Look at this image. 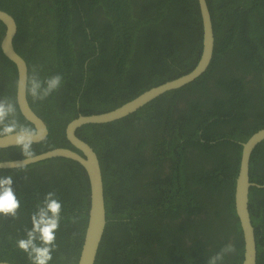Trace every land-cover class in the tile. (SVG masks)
Here are the masks:
<instances>
[{"label":"trees","instance_id":"obj_1","mask_svg":"<svg viewBox=\"0 0 264 264\" xmlns=\"http://www.w3.org/2000/svg\"><path fill=\"white\" fill-rule=\"evenodd\" d=\"M215 49L193 83L158 97L121 120L85 125L77 136L97 153L107 225L95 264H207L227 243L243 264L235 207L242 144L264 129V0H207ZM17 24L16 51L42 80L63 77L58 92L31 108L43 119L41 154L74 149L69 122L112 111L142 93L191 72L202 51L197 0H0ZM5 27L0 22V41ZM17 73L0 49V98H16ZM22 122H27L19 112ZM24 159L16 147L0 162ZM250 181L264 186V141L254 150ZM11 176L19 218L0 216V262L30 264L16 240L31 214L55 191L62 202L52 264H77L90 208L84 169L62 158ZM249 212L257 264H264V188L252 187Z\"/></svg>","mask_w":264,"mask_h":264},{"label":"water","instance_id":"obj_2","mask_svg":"<svg viewBox=\"0 0 264 264\" xmlns=\"http://www.w3.org/2000/svg\"><path fill=\"white\" fill-rule=\"evenodd\" d=\"M202 26V51L200 59L195 68L172 81H168L157 87H154L122 106L105 113L93 115H80L68 123L65 129V135L68 142L74 149L55 148L40 154V159L30 162L26 167L38 164L47 160L62 158L71 160L79 164L85 171L90 186V208L88 213V223L82 250L77 264H95L99 248L105 233L107 225L106 204L104 197V183L100 161L95 150L84 140L77 136V131L85 125H101L112 123L134 114L158 97L170 91L179 90L197 79H199L210 67L215 49V34L213 28L212 16L207 0H197ZM0 22L5 27V33L0 41V49L3 55L16 68L17 79L19 76L26 80L28 77V66L25 59L20 56L14 46V39L17 35V25L14 18L5 11L0 10ZM19 112L27 121L44 130L49 135L48 127L43 119L31 108L28 97L25 92L19 96ZM264 141V129L253 134L245 143L242 144V153L239 167V174L236 179L235 188V207L238 219L241 224L244 240V260L248 264H257V243L255 228L252 225L249 212V193L252 187L264 188L262 185L254 184L250 181V161L256 147ZM41 142H37L38 144ZM15 147L8 145L3 147L0 144V150ZM23 159L0 162V170L23 169L19 166ZM13 162L14 166H9ZM24 167V168H26ZM0 264H12L9 262H0Z\"/></svg>","mask_w":264,"mask_h":264},{"label":"clouds","instance_id":"obj_3","mask_svg":"<svg viewBox=\"0 0 264 264\" xmlns=\"http://www.w3.org/2000/svg\"><path fill=\"white\" fill-rule=\"evenodd\" d=\"M62 84V75L56 74L42 80L38 68L33 67L30 77L24 80L19 76L16 80V98L7 95L0 98V144L3 147L15 145L20 150L24 158L20 168L40 159L34 144L44 142L47 136L44 130L21 121L20 93L23 91L30 95L33 102H43L58 92ZM9 166H14V163L10 162ZM62 207L56 192H48L31 214V229H25L26 238L16 240V247L26 254L30 264H52L53 253L58 248L56 234L60 230ZM20 209L21 203L13 190L12 177L0 178V216L18 219ZM236 252V246L227 243L207 260V264H225V258ZM243 264H248V261L245 260Z\"/></svg>","mask_w":264,"mask_h":264},{"label":"flooded vegetation","instance_id":"obj_4","mask_svg":"<svg viewBox=\"0 0 264 264\" xmlns=\"http://www.w3.org/2000/svg\"><path fill=\"white\" fill-rule=\"evenodd\" d=\"M15 20V19H14ZM16 22V21H15ZM17 25V24H16ZM16 47V46H15ZM16 49V48H15ZM251 162V161H250Z\"/></svg>","mask_w":264,"mask_h":264}]
</instances>
